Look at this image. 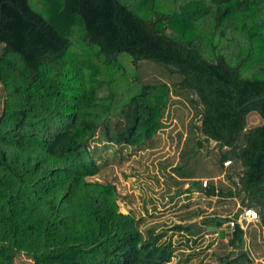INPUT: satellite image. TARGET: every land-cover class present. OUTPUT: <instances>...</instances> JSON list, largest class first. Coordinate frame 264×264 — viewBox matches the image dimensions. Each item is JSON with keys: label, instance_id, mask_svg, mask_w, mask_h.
Listing matches in <instances>:
<instances>
[{"label": "trees", "instance_id": "trees-1", "mask_svg": "<svg viewBox=\"0 0 264 264\" xmlns=\"http://www.w3.org/2000/svg\"><path fill=\"white\" fill-rule=\"evenodd\" d=\"M75 23L105 67L127 53L134 65L164 64L176 81L101 95L96 68L70 51ZM0 42V264L20 254L33 264H169L167 231L143 232L120 211L116 186L91 179L100 165L89 144L103 128L107 143L144 147L162 127L172 87L190 94L198 148L215 142L232 187L176 178L192 181L187 193L239 197L240 206L169 230L202 237L203 226L219 228L243 207L264 227V99L243 106L264 95V0H0ZM229 235L242 251L225 264L252 263L245 231L235 225Z\"/></svg>", "mask_w": 264, "mask_h": 264}, {"label": "rangeland", "instance_id": "rangeland-1", "mask_svg": "<svg viewBox=\"0 0 264 264\" xmlns=\"http://www.w3.org/2000/svg\"><path fill=\"white\" fill-rule=\"evenodd\" d=\"M73 29L70 51L77 59L86 60V63L96 68V77L103 83L100 87L101 95L113 93L116 97L126 98L142 84L166 82L172 86L177 79L175 75L169 74L167 66L153 60L141 59L134 65L127 53L117 54L111 65L105 67L93 48L81 41L79 34L82 25L75 23ZM115 66L120 68L115 70ZM91 69L86 65V70ZM189 95L172 87L162 127L147 140L144 147L107 143L104 129L98 130L89 146L100 169L91 179L111 182L116 186L120 211L129 212L139 219L143 232L149 229L167 231L164 239L170 237L174 245L169 264H225L228 258L236 257L242 251L241 246L232 248L227 244L224 238L229 236L230 229L225 223L217 229L210 228L214 225L203 226L204 233L197 238H188L185 233H172L169 230L174 223L191 224L198 228L202 226L203 217H227L240 206L235 200L207 197L199 191L187 193L186 189L192 181L176 178V175L212 178L222 171L216 161L217 150L213 140H202V146L198 148L200 135L194 125L199 122L197 111L188 100ZM4 98L5 92L0 82V112ZM255 116L258 121V116ZM110 120L113 125L117 121L123 122L124 117L113 116ZM254 120L255 117L251 116L249 121ZM175 166L183 168L176 172ZM230 167L225 170L228 171ZM223 186L224 189L229 188ZM262 229L259 222L246 229L245 233L254 242L245 239L244 247L250 251L252 258V263L245 264H264ZM14 264L33 262L25 254H20Z\"/></svg>", "mask_w": 264, "mask_h": 264}, {"label": "built area", "instance_id": "built-area-1", "mask_svg": "<svg viewBox=\"0 0 264 264\" xmlns=\"http://www.w3.org/2000/svg\"><path fill=\"white\" fill-rule=\"evenodd\" d=\"M229 161L224 162L227 166ZM208 180L203 179L202 185L206 186ZM259 220V213L252 207H243L236 217H230L225 220V225L230 229V231L239 225V227L246 232V229L250 223L257 222Z\"/></svg>", "mask_w": 264, "mask_h": 264}, {"label": "crops", "instance_id": "crops-1", "mask_svg": "<svg viewBox=\"0 0 264 264\" xmlns=\"http://www.w3.org/2000/svg\"><path fill=\"white\" fill-rule=\"evenodd\" d=\"M253 117H255V120L254 121H251V122H253V123H257V122H259V120L257 121V117L255 116V114L254 115H252ZM257 121V122H256ZM237 172H239V171H237ZM218 174H214V176L212 177V180L217 184V185H219V184H221L222 186H223V184L224 185H227V186H229V187H232V185H230L231 183H230V181H229V179H228V177H227V175H226V171H220V172H217ZM237 174H234L233 175V178L236 180L237 179V176H236ZM206 178H211V177H208V176H205ZM194 179H196V177L194 178ZM219 182V183H218ZM216 199H223V198H218V197H215ZM223 200H235L238 204H240V198L239 197H233V198H229V197H227V198H224ZM238 207H239V205H238ZM237 207V208H238ZM259 219H260V217H259ZM257 222H259L260 224H261V221L259 220V221H257ZM257 222H253L254 224L255 223H257ZM253 223H250L249 225H251V224H253ZM249 225H248V227H249ZM262 225V224H261ZM247 227V228H248ZM263 227V226H262ZM263 229H264V227H263ZM247 231V230H246ZM246 234V233H245ZM230 236V235H229ZM229 236L228 235H226L225 237L226 238H224V239H226V240H228V238H229ZM246 238H247V240L249 241H253V239H249V237H248V235L246 234ZM254 242V241H253Z\"/></svg>", "mask_w": 264, "mask_h": 264}, {"label": "water", "instance_id": "water-1", "mask_svg": "<svg viewBox=\"0 0 264 264\" xmlns=\"http://www.w3.org/2000/svg\"><path fill=\"white\" fill-rule=\"evenodd\" d=\"M262 99H264V95H261V96L255 97V98H253V99H251V100L245 102L243 106H246L247 104H250V103H252V102L259 101V100H262ZM220 222H221V223H225V219H224V218H223V219H220ZM210 228L217 229V227H215V226H214V227H210Z\"/></svg>", "mask_w": 264, "mask_h": 264}]
</instances>
